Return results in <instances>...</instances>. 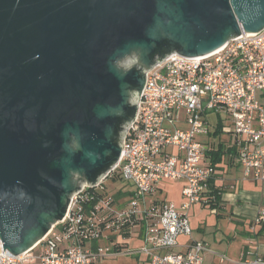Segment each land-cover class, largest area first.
Listing matches in <instances>:
<instances>
[{"label":"water","instance_id":"95a60500","mask_svg":"<svg viewBox=\"0 0 264 264\" xmlns=\"http://www.w3.org/2000/svg\"><path fill=\"white\" fill-rule=\"evenodd\" d=\"M263 28L264 0H0L3 250L30 248L82 184L115 166L147 70ZM165 40L180 49L151 62ZM129 105L135 114L118 146L113 134Z\"/></svg>","mask_w":264,"mask_h":264},{"label":"built area","instance_id":"2783aa9c","mask_svg":"<svg viewBox=\"0 0 264 264\" xmlns=\"http://www.w3.org/2000/svg\"><path fill=\"white\" fill-rule=\"evenodd\" d=\"M263 90L264 28L254 34L241 31L207 55H169L145 72L137 113L124 132L115 166L94 185L82 184L62 219L30 248L13 255L0 244V264H99L108 257V247L82 246L75 234L81 217L74 207L85 189L100 186L114 174L134 189L129 206L116 210L115 216L122 220L126 211L138 208L135 215L143 220L139 227L145 244L140 253L147 264H202L210 250L191 238L188 212L200 203L212 172L202 164L205 146L198 137L207 129V117L223 112L243 179H264V105L258 100ZM165 180L182 182L180 206L164 203L149 208L146 197ZM253 222L264 224V207L256 208ZM180 236L187 238L181 247ZM88 238L83 234V240Z\"/></svg>","mask_w":264,"mask_h":264},{"label":"crops","instance_id":"0c3cea01","mask_svg":"<svg viewBox=\"0 0 264 264\" xmlns=\"http://www.w3.org/2000/svg\"><path fill=\"white\" fill-rule=\"evenodd\" d=\"M262 93L263 91L258 93V100L264 105V102L262 101L264 94ZM210 117L215 119V124L209 120ZM207 118V129L202 135H200L206 136L205 141H200V136L198 137V140L205 146L202 164L205 167L210 168L212 172L210 179L205 185V190H211L213 186V189L221 191V203L218 209H213L214 213L217 217H228L229 222L233 223V228L230 229L232 234H246V239L239 260L235 262V264H249L258 258L264 259V224H254L253 222L256 208L264 207V179H243L242 168L235 161L236 146L234 144L233 148V145L230 144V134L227 133V137L224 139L217 138V135L219 134L218 132L223 128V118L228 121L226 115L221 112L219 114H210ZM209 126H214V131L208 128ZM215 135L216 139H213ZM218 145H221L219 147L221 151L219 152L221 153V159L214 164L213 156L214 153L219 150L217 149ZM238 170L241 175V184H239V180L237 181V179L234 178V171ZM180 183L182 187V182ZM237 186L241 188V190L237 191ZM156 188L148 197H146L145 204L150 205L155 199L159 201L162 200L160 199L162 190L159 185ZM181 202L182 199L178 203L179 206ZM112 232L116 234L115 231ZM202 243L205 244L204 242ZM208 254L215 255L214 253H211V251L210 253H205L202 264H204V262H209L211 256ZM225 261V258L220 257L218 263L223 264Z\"/></svg>","mask_w":264,"mask_h":264},{"label":"rangeland","instance_id":"374dc122","mask_svg":"<svg viewBox=\"0 0 264 264\" xmlns=\"http://www.w3.org/2000/svg\"><path fill=\"white\" fill-rule=\"evenodd\" d=\"M262 94H264V90ZM262 101L264 102V98ZM209 120L214 124L216 123L213 117H210ZM223 121V128L218 132V135L216 134L219 139L227 137L226 130L231 126L230 122L225 120V118H223ZM208 128L214 131V126H209ZM216 135L213 139H216ZM205 137V135L200 136L199 140L205 141ZM169 152L174 153L175 149H170ZM234 178L237 179V181L239 180V184H241L239 170L234 171ZM106 183L108 188L113 190V194L110 195L117 199V211L126 209L132 199L130 195L134 192L133 187L121 181H107ZM159 187L162 190L160 199H163L166 204H171L178 209V203L181 201L180 181L165 180L159 184ZM237 188V191L241 190L238 186ZM188 215L192 233L191 238L194 241L204 242L211 253L215 254H208L211 257L209 262H204V264H219L218 261L220 257L226 260L223 264H235V262L239 260L246 234H232L230 229L233 228V223L229 222L228 217H217L214 211H211L208 206H203L200 203L193 205ZM105 233L104 240L100 241V245L108 247L110 252L108 257L102 258L99 261V264H147V257L145 254L140 253L145 246L141 227L132 228L130 234L126 237H123L121 234H114L112 231H106ZM107 236H113L114 242L125 246V248L122 249L120 253H115L113 243L106 240ZM186 239L187 238L184 236L178 238L180 247L186 242ZM177 251H180L179 248H177Z\"/></svg>","mask_w":264,"mask_h":264},{"label":"trees","instance_id":"16d2710c","mask_svg":"<svg viewBox=\"0 0 264 264\" xmlns=\"http://www.w3.org/2000/svg\"><path fill=\"white\" fill-rule=\"evenodd\" d=\"M180 49L179 47L175 48L174 45H171L169 41H163L159 46L154 49V52L150 55V61H154L157 59L163 58L170 51ZM139 75L142 76L140 70H138ZM130 89L133 93L137 92L138 86L136 84H132ZM130 104V103H129ZM135 114V107L129 105L128 111L125 113V116L119 117L116 125V129L113 134V142L114 144L119 146V138L120 134L123 130V126L128 122L133 115ZM217 152L214 153V164L219 162L221 159L220 147ZM236 151V150H235ZM236 155V152H235ZM114 161L108 163L105 167L98 170L92 177V181H89V184H94L99 177H101L112 165ZM108 181L118 182L120 178L117 174L112 175ZM107 183L104 182L98 187H90L83 191L80 195L77 204L75 205L74 213L76 216L81 217V221L77 224L75 234L78 236L77 238L81 242L82 246H89L92 250L97 249L100 246V241L104 240V234L106 231H115L116 234H121L123 237H126L130 234L132 228L143 225V220H141L137 215L138 208L135 211H126L127 216L120 220L115 216V211L117 210L118 204L117 199L113 198V190H110ZM155 189V188H154ZM157 189V188H156ZM220 193L218 189L204 190L201 194L200 204L203 206H208L210 210L218 209L221 201H220ZM133 197V193L130 195ZM164 200L155 199L150 205L149 208L154 207L156 205H163ZM142 209H144L142 207ZM147 209L142 210L143 214H147ZM137 216V217H136ZM83 230V231H82ZM83 234L88 236V240H83ZM113 236H107L106 240L108 242L113 243L115 253H120L125 246L117 244L113 240ZM260 260H264L258 258Z\"/></svg>","mask_w":264,"mask_h":264},{"label":"flooded vegetation","instance_id":"af4514ba","mask_svg":"<svg viewBox=\"0 0 264 264\" xmlns=\"http://www.w3.org/2000/svg\"><path fill=\"white\" fill-rule=\"evenodd\" d=\"M154 61H155V60H154ZM154 61H153V62H154ZM151 62H152V61H151ZM151 65H152V64H151ZM137 69H138V70H140V71H141V73L143 72V70H142V69H139V68H137Z\"/></svg>","mask_w":264,"mask_h":264}]
</instances>
